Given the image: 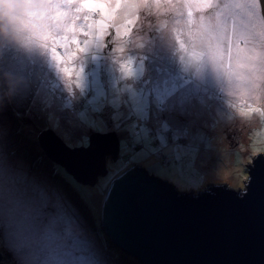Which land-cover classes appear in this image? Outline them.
<instances>
[{
	"label": "rangeland",
	"instance_id": "rangeland-1",
	"mask_svg": "<svg viewBox=\"0 0 264 264\" xmlns=\"http://www.w3.org/2000/svg\"><path fill=\"white\" fill-rule=\"evenodd\" d=\"M223 2L227 0H148L153 7L146 10L142 7H126L139 5L143 0H48V3L56 7L31 10L60 20L68 16L74 18V22L62 34L71 40L68 45L71 51L64 55L58 49L69 82L75 79L76 65L71 57L73 52H77L75 45L83 38V32H89L93 38L102 37L108 45L104 50L107 52L116 47L109 41L117 32L123 42L128 39L131 29V35L139 36V39L134 45H124L125 52L118 54L121 62L126 63L127 58L131 57L134 63L130 67L135 68L139 64V57H142L145 77L151 75L162 88L175 90L173 97L177 104L164 110L166 115L156 126L154 144L159 146V139L163 136L166 141L170 139L185 148L191 145L196 154L191 167H187L186 162L176 161L166 157V154L164 157L132 160L120 147L118 158L107 160L108 174L101 176L95 186L84 185L45 155L38 142L41 132L35 129L32 120L17 118L15 113L19 109L15 103L0 111V124L8 130L4 139L6 145L15 149L34 171L65 193L106 251L108 264L139 263L118 248L115 249L100 223L104 191L121 169L135 163L154 174L153 166L158 164L160 167L154 175L171 182L180 192L197 194L214 184H226L234 189L244 188L249 177L248 164L260 153L264 155V74L259 66H256V72H252L253 66L236 56V47L221 44L219 50L206 59H201L205 49L192 47L195 37L190 34V30L195 33L197 29L194 25L206 24L213 15H218L219 10L212 6ZM146 11L152 13L147 23ZM218 19L222 22L221 16ZM177 20L179 25L176 24ZM165 22L167 28L163 27ZM228 26L231 29V22ZM261 30L264 29H257ZM72 33L76 35L73 37ZM248 47L251 45L239 44L241 50ZM85 55L89 58L84 61L83 93L73 88L75 94H70L55 70L47 68L41 77V110L45 116L49 111L88 110L112 123L118 111L113 103L118 95L114 85L117 75L114 65L103 51ZM17 58L23 59L25 63L35 61L33 67L39 66L44 60L36 52L24 48H13L11 51L5 49L0 51V72L9 71L26 76L27 73L17 72ZM121 84L135 87L131 79L121 81ZM178 109H183L180 112L182 126L179 128L170 119ZM45 127L41 121L39 128ZM185 131L186 134L177 135V132ZM93 132L96 131L71 132L61 129L56 133L70 147H78L85 146L82 139L84 136L89 143V136ZM115 132L121 143V134ZM3 257V260L10 259L7 253Z\"/></svg>",
	"mask_w": 264,
	"mask_h": 264
},
{
	"label": "water",
	"instance_id": "water-1",
	"mask_svg": "<svg viewBox=\"0 0 264 264\" xmlns=\"http://www.w3.org/2000/svg\"><path fill=\"white\" fill-rule=\"evenodd\" d=\"M38 142L52 162L89 186L108 174L107 158L120 153L115 131L93 132L87 146L70 147L46 129ZM248 174L244 188L214 184L195 194L130 163L104 191L101 227L139 264H264V155L248 164Z\"/></svg>",
	"mask_w": 264,
	"mask_h": 264
},
{
	"label": "snow or ice",
	"instance_id": "snow-or-ice-1",
	"mask_svg": "<svg viewBox=\"0 0 264 264\" xmlns=\"http://www.w3.org/2000/svg\"><path fill=\"white\" fill-rule=\"evenodd\" d=\"M28 2L32 9L48 10L56 7L48 3V0H28ZM126 7H142L148 10L153 5L149 4L148 0H143V3L139 5H127ZM212 7L219 10L218 15H213L206 24L198 23L194 25L197 29L195 33H191L190 30V34L195 37L192 41V47L205 49L201 59H206L209 55L218 51L221 44L236 47V56L252 65V72L257 71L256 66L258 65L259 70L264 74V30L257 31L258 28L264 29V0H227V2L218 3ZM151 15L150 11H146V23L147 18ZM218 16L222 17V22H220ZM72 22H74L72 16L60 20L58 17L46 13L30 11L25 21L26 32L23 40L17 45L9 46L10 51L13 48H24L29 52H36L38 56L44 58L37 67L32 66L35 61L25 63L23 59L17 58V72L27 73L24 77L28 82V86L23 88L15 102V106L19 109L15 113L17 118L32 120L35 129L41 133L46 129L56 132L61 129L71 132L78 130L117 131L122 136L121 151L129 155L132 160L150 159L154 156L164 157L166 154V157L182 163L186 162V166L191 167V162L196 155L191 145L185 148L170 139L166 141L163 136L159 139V146L154 144L156 126L166 115L164 110L177 104L176 98L173 97L175 90L169 91L162 88L151 75L145 77L142 57H139L138 66L133 68L130 67L134 63L131 57L127 58L126 63H122L121 57L118 55L125 52V44L134 45L139 36H132L131 29H129L128 39L122 42L117 32L109 41L110 44H114L116 47L106 52L104 50L108 48V45L104 43L102 37L96 36L93 38L89 35V32H83V38L75 45L78 54L73 52L71 57L76 65L75 79L69 82L66 79L67 73L61 60V51L64 55L71 51L68 47L71 40L66 39L62 34L68 30L69 24ZM229 22H231V29L228 26ZM179 23V20H177L176 24L179 25ZM163 27L167 28L168 24L165 22ZM75 35V33H72L73 37ZM57 36L60 38L56 39ZM239 44L251 45V47L241 50ZM257 48L260 49L259 52H257ZM58 49L61 51H58ZM100 51H103L105 57L111 60L117 73L114 85L118 95L113 103L118 111L113 118V122L104 121L88 110L49 111L45 116L40 103V84L43 72L47 68L54 69L70 94L74 95L76 90L83 93L84 61L89 58L85 54ZM182 58L185 57L182 55ZM129 79L135 84V87H132L131 84H121V81H128ZM33 81H35V86H33ZM73 88H75V91ZM181 111L183 109H178L170 117L175 121L174 126L177 128L182 126ZM185 115H189V113H185ZM41 121L46 125L44 129L39 128ZM182 134H186V131L177 132V135ZM7 135L8 130L0 124V138L4 140ZM82 139L86 144L87 137L84 136ZM159 167L158 164L153 166L154 174Z\"/></svg>",
	"mask_w": 264,
	"mask_h": 264
},
{
	"label": "clouds",
	"instance_id": "clouds-1",
	"mask_svg": "<svg viewBox=\"0 0 264 264\" xmlns=\"http://www.w3.org/2000/svg\"><path fill=\"white\" fill-rule=\"evenodd\" d=\"M28 0H0V51L19 44ZM24 76L0 72V111L14 104ZM0 264H108L95 233L65 193L0 138Z\"/></svg>",
	"mask_w": 264,
	"mask_h": 264
},
{
	"label": "trees",
	"instance_id": "trees-1",
	"mask_svg": "<svg viewBox=\"0 0 264 264\" xmlns=\"http://www.w3.org/2000/svg\"><path fill=\"white\" fill-rule=\"evenodd\" d=\"M81 103H82V102H81ZM82 104H84V102H83ZM129 163H130V162H129ZM57 165H58V164H57ZM58 167L61 168V166H59V165H58ZM61 169L64 170V168H61ZM64 171H65V170H64ZM71 177H72V176H71ZM102 232H103V231H102ZM114 248H115V247H114ZM115 249L117 250V248H115ZM123 256H126V255L123 254ZM130 259H132V260H134L135 262L138 263V261H137L136 259L131 258V257H130ZM138 264H139V263H138Z\"/></svg>",
	"mask_w": 264,
	"mask_h": 264
},
{
	"label": "flooded vegetation",
	"instance_id": "flooded-vegetation-1",
	"mask_svg": "<svg viewBox=\"0 0 264 264\" xmlns=\"http://www.w3.org/2000/svg\"><path fill=\"white\" fill-rule=\"evenodd\" d=\"M87 145H88V143H87V144H85V146H87ZM109 158H111V157H108V158H107V160H108Z\"/></svg>",
	"mask_w": 264,
	"mask_h": 264
}]
</instances>
